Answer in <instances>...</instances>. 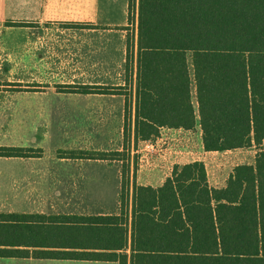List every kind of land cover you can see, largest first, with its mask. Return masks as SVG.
<instances>
[{"label":"trees","instance_id":"1","mask_svg":"<svg viewBox=\"0 0 264 264\" xmlns=\"http://www.w3.org/2000/svg\"><path fill=\"white\" fill-rule=\"evenodd\" d=\"M133 4L128 0L130 24ZM135 14V62L128 40L124 62L134 72V114L125 100L122 151L72 157L121 162L119 214L81 219L98 252L67 257L119 264H264V0H137ZM187 55L203 150L254 146V161L236 166L222 188L210 187L198 161L174 165L158 187L131 183L130 144L137 150L162 128L196 126ZM30 154L0 146V158ZM128 227L129 256L117 253L127 250Z\"/></svg>","mask_w":264,"mask_h":264},{"label":"rangeland","instance_id":"2","mask_svg":"<svg viewBox=\"0 0 264 264\" xmlns=\"http://www.w3.org/2000/svg\"><path fill=\"white\" fill-rule=\"evenodd\" d=\"M127 6L128 0H0L1 147H10V143L23 138L25 141H22L26 143L27 139H32L34 132L41 135L46 131L52 135L56 132L57 125L53 111L63 109L66 112L65 138L62 137L63 140L60 141L65 143L67 150L57 152L59 156L72 158L74 154H78L79 157L89 158L94 152L79 150L85 147L108 148L110 151L122 148L123 117L121 119L120 116H123V112L119 116L118 110L119 102L124 100H129L131 109L134 106V72H127L124 62L127 40L131 60L135 62V48L132 51V47L135 43L137 0H134L131 24L128 22ZM100 23L110 26L97 25ZM123 27L126 29L122 30ZM91 30H96L99 54H102L104 47L105 53L111 54L108 61L112 66L107 73L100 68L104 62L100 57L96 75L81 73L84 50L82 39L85 32H93ZM187 62L196 126L187 132L162 128L158 137L147 143L140 142L137 150L130 144V152L126 154V157L130 156V172L126 179L129 178L131 183L134 179L137 184L148 183L155 187L164 181L174 165L198 161L204 164L210 187L222 188L236 166L252 164L254 161L257 152L254 146L225 152L203 150L190 55H187ZM81 88L87 90L86 94H96L98 100H113L108 103L111 107L99 103L91 108L99 112L96 116L90 120L83 117L82 113L87 107L75 101L81 100ZM41 109L46 110L43 121L26 115L27 111ZM105 109L112 110L113 115L100 113ZM70 115L75 117H68ZM34 128H38L37 131ZM88 134L96 135V140L87 139ZM51 141L53 140L49 136L45 146L48 149L54 145ZM91 142L95 143L92 145ZM35 148L26 149L31 151V156H39L41 151L38 147ZM6 161L7 159H0V168L3 169H0V174L3 173L8 178L9 167H3ZM105 161L114 169H107L108 186L98 188L97 192L90 194L93 198L96 196V200H104L103 205L110 210L111 207L116 209L118 203V175L122 164L119 161L100 160ZM134 167L137 168L135 172ZM119 178L121 180L120 175ZM130 189L131 187L129 195ZM70 190L71 188H67V195H70Z\"/></svg>","mask_w":264,"mask_h":264},{"label":"crops","instance_id":"3","mask_svg":"<svg viewBox=\"0 0 264 264\" xmlns=\"http://www.w3.org/2000/svg\"><path fill=\"white\" fill-rule=\"evenodd\" d=\"M97 25L110 26L101 23ZM91 31L93 32H85L82 39L84 40V50L80 64L81 73L96 75L99 68V57L104 59L100 68L107 73L112 66V63L108 61L111 54L105 53V47L101 50V52L103 51L102 54H99L96 30ZM93 39H95L94 45ZM106 45H108L107 42ZM82 86L85 87L86 85ZM79 97L81 100L75 101L81 106L87 107L82 116L87 117L89 120L99 113L96 110H92V107L97 106L99 103L111 107L108 103L113 102V100H98L96 94L92 93L81 94ZM123 104L125 106V100L119 102L118 114L120 116L121 112H123V116L120 117L121 119L123 117L124 120ZM41 106L44 105L42 104ZM132 110L133 116L134 106ZM100 113L106 116L113 115L112 110L106 109ZM26 115L37 117L38 121H43L46 116V110H31L27 111ZM53 116L56 117L57 125L56 132L52 135H49L46 131L41 133V135H37L34 132L35 135L33 133L32 139H27L28 142L24 143L25 139L23 138V141L16 140L9 145L15 148L29 147L36 149L35 147H38L41 151L39 156L3 158L7 159V163H4L3 167L4 169L9 167V177L7 178L3 173L0 174V264H119L116 261L78 260L76 257H67L66 255L80 252H98L94 237L90 233L89 235L85 234L84 230L81 229V219L117 216L119 214L121 180L118 173V203L116 202V209L111 207L108 210L103 205L104 200H96V196L93 198L92 194L97 192L98 188L108 186L107 169L109 167L113 169V167L108 166L106 161L100 162L59 156L57 152L67 150L65 143L60 141L62 137L65 138L64 122L66 112L63 109L53 111ZM68 117L72 118L75 115ZM35 122L37 123V121ZM37 129L34 128V131H37ZM166 130L177 131L168 128ZM49 136L50 140H53L51 143L54 144L50 149L45 147ZM96 138V135H87V139L95 141ZM104 138L107 137L104 136ZM105 141L106 139H104ZM93 143L95 142H91L92 145ZM110 150L108 148L92 149L85 147L79 151L113 152ZM0 169L3 170L2 168ZM169 176L170 174L167 175V177ZM137 185L154 187L148 183ZM67 188H71L70 195H67ZM130 190L132 194V187ZM131 194L130 197L132 196ZM129 246L130 227H128L127 232V250L117 253H126L129 256ZM127 264H130V262H127Z\"/></svg>","mask_w":264,"mask_h":264}]
</instances>
